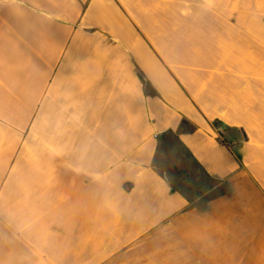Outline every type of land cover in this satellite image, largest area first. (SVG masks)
I'll return each mask as SVG.
<instances>
[{"label":"crops","instance_id":"crops-1","mask_svg":"<svg viewBox=\"0 0 264 264\" xmlns=\"http://www.w3.org/2000/svg\"><path fill=\"white\" fill-rule=\"evenodd\" d=\"M179 2L0 0V264H264V0Z\"/></svg>","mask_w":264,"mask_h":264},{"label":"rangeland","instance_id":"rangeland-1","mask_svg":"<svg viewBox=\"0 0 264 264\" xmlns=\"http://www.w3.org/2000/svg\"><path fill=\"white\" fill-rule=\"evenodd\" d=\"M141 2L143 3H140V10L136 11L138 14V18L143 24V30L150 33L155 38V41L153 43L159 48V50H161L162 52L164 50L167 51V49L174 51V49L171 47L175 46L176 51H187L186 49L189 48L190 44H195L186 42L183 39H178V41H174L177 39H174L173 41H167V35L169 34L181 35L186 33H196L197 30L201 29L200 25L194 24V18L197 17L195 10L185 13L181 9L179 0H141ZM180 18H188V25L185 26L183 23L180 24L179 22H175L179 21L178 19ZM168 21L170 22V24L167 23ZM191 21L193 22V25H190ZM168 40H170V38H168ZM187 166L189 169H192L191 173L193 177L200 176L198 172H195L190 162ZM162 169H165V172H167V165H164ZM176 187L179 189L183 188L180 185H176ZM189 188H191L193 192H195V190L197 192H200V190H203L206 187L192 186ZM219 190L221 193L225 192L226 187L220 186Z\"/></svg>","mask_w":264,"mask_h":264},{"label":"trees","instance_id":"trees-1","mask_svg":"<svg viewBox=\"0 0 264 264\" xmlns=\"http://www.w3.org/2000/svg\"><path fill=\"white\" fill-rule=\"evenodd\" d=\"M221 144H223V145H228V142H227L225 139H222V140H221Z\"/></svg>","mask_w":264,"mask_h":264}]
</instances>
